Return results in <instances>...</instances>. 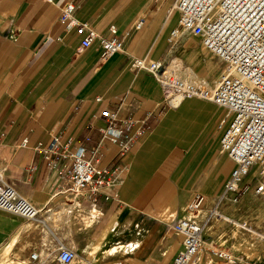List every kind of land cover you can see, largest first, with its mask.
<instances>
[{
	"label": "crops",
	"instance_id": "obj_1",
	"mask_svg": "<svg viewBox=\"0 0 264 264\" xmlns=\"http://www.w3.org/2000/svg\"><path fill=\"white\" fill-rule=\"evenodd\" d=\"M68 1L76 3V17L99 34L110 36L116 26L123 50L106 60L97 42L80 50L82 35L59 21ZM173 2L0 0V171L38 209L34 219L0 209V264L27 263L34 252L44 264H58L60 244L89 264H170L182 249L172 224L189 214L196 194L207 201L222 193L236 166L220 148L226 110L197 97L163 110L158 80L132 66L133 58L148 57L175 69L171 64L182 58L191 65L188 78L213 86L220 77L224 65L220 70L218 62L189 61V40L201 44L198 37L183 33L171 44L178 25L177 13H169ZM139 19L144 25L136 29ZM105 108L121 119L148 116L147 133L120 153L102 139ZM55 134L72 148L84 147L88 158L99 148L98 166L116 171L117 184L97 194L66 191L67 182L47 169L36 150ZM207 236L196 264H264L259 237L233 238L228 231ZM238 245L248 251H237ZM211 248L231 252L235 262Z\"/></svg>",
	"mask_w": 264,
	"mask_h": 264
},
{
	"label": "built area",
	"instance_id": "obj_2",
	"mask_svg": "<svg viewBox=\"0 0 264 264\" xmlns=\"http://www.w3.org/2000/svg\"><path fill=\"white\" fill-rule=\"evenodd\" d=\"M76 10L74 1L66 2L61 7L59 21L68 30L74 28L82 35L80 50L97 42L102 48L101 60L123 50L124 40L116 26L110 27V36L101 35L88 22L80 21ZM173 12L178 15V25L170 33L171 42L189 33L224 62L225 67L216 83L211 86L204 81L185 80L163 59L135 57L132 66L149 71L158 80L163 90V110L176 108L194 97L225 109L226 116L220 125V148L236 163L222 193L214 198V209L204 221L186 215L172 224V230L182 236V249L170 264H196L205 247V227L213 215H220L218 205L224 201L238 203L250 176L257 179L255 193L264 195V0H174L169 13ZM143 25L144 20L139 19L134 27L141 29ZM101 115L106 120L102 139L115 144L120 153L130 149L148 131V116L142 120L121 119L117 111L108 108L103 109ZM36 150L44 155L47 169L57 171L67 182L66 191L76 193L89 189L97 194L101 188L112 187L118 182L116 171L108 172L98 166L99 148L88 158L84 147L72 148L70 142L55 134L47 145L40 144ZM205 201L204 195L196 194L187 206L188 213L201 210ZM0 209L27 219L38 216L37 207L4 181L1 171ZM238 225L250 229L246 221ZM211 251L228 263L235 262L229 251L215 248ZM77 257L76 250L60 244L55 259L60 264H70ZM6 264L44 262L34 252L27 263Z\"/></svg>",
	"mask_w": 264,
	"mask_h": 264
},
{
	"label": "rangeland",
	"instance_id": "obj_3",
	"mask_svg": "<svg viewBox=\"0 0 264 264\" xmlns=\"http://www.w3.org/2000/svg\"><path fill=\"white\" fill-rule=\"evenodd\" d=\"M189 42H192V45L188 47V51H194V54H192V57L189 58V61L191 60L194 62L197 60H205L211 65H215L218 62L221 65L220 70L223 68V65L225 67V64H223L224 62L222 60L202 48V45L199 44L198 40H195L194 37H191ZM180 49H182V47H180ZM181 59L182 58H178L171 64V66L175 68V72L183 79L188 81H196V79L190 77L188 78V76L192 73L191 70H189V66L191 65L185 62L183 63ZM213 67L214 66H212V68ZM246 180L248 183L245 185L241 200L238 203L234 204L230 201H224L218 205L217 210L220 215H213V217L210 219L208 228L206 230L207 232L205 231L203 234L204 240L209 234L212 235L214 233L220 232L224 233L225 231H228V236L233 238H250L255 236L259 237L261 240H264V195L255 193V186L257 184V179L255 177L250 176ZM214 203L215 201L213 199H208L205 201L201 210L189 213L188 215L194 216L196 218L198 216L204 217L207 215V213L209 214V212L214 209ZM243 221H246L248 226H250L248 231L238 229L237 225L233 224V222L241 223ZM260 248L261 252L259 255L260 258L264 260V247L261 245ZM235 249L244 253L248 251V247H243L240 245L236 246ZM70 264L89 263H84V259L79 256Z\"/></svg>",
	"mask_w": 264,
	"mask_h": 264
},
{
	"label": "bare ground",
	"instance_id": "obj_4",
	"mask_svg": "<svg viewBox=\"0 0 264 264\" xmlns=\"http://www.w3.org/2000/svg\"><path fill=\"white\" fill-rule=\"evenodd\" d=\"M84 263H87V262H84Z\"/></svg>",
	"mask_w": 264,
	"mask_h": 264
}]
</instances>
